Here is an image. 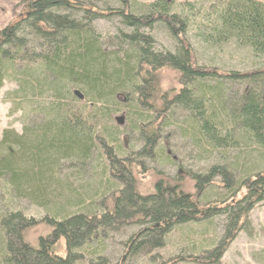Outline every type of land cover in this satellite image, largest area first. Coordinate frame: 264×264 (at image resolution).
Segmentation results:
<instances>
[{
    "label": "trees",
    "instance_id": "trees-1",
    "mask_svg": "<svg viewBox=\"0 0 264 264\" xmlns=\"http://www.w3.org/2000/svg\"><path fill=\"white\" fill-rule=\"evenodd\" d=\"M115 2L117 7L94 0H26L21 18L0 31V91L13 82L11 114L23 112L22 133L6 129L0 139V264H106L90 252L127 229L136 230L123 244L132 261L221 264L251 210L264 200L263 165L249 173L239 171V163L220 162L192 176L197 197L169 184L176 179L161 180L151 195L139 194L135 168L163 154L162 143L179 111L188 114L184 136L191 135L197 147L205 145L203 150L208 146L212 156L249 148L264 161V69L225 73L199 66L194 47L184 40L192 30L190 4L176 11L173 0ZM209 4L195 30L201 43L209 49L233 43L264 59V0ZM100 20L115 22L113 35L97 30ZM158 25L175 40L174 52L156 49ZM164 69L179 74L178 93L161 94ZM233 84L241 87L240 95L232 93ZM122 111L143 142L139 150L127 152L120 145L123 132L114 118ZM32 114L38 116L35 123ZM93 160L106 180L101 186L109 184L110 211L95 207L100 197H109L103 189L98 199L78 191ZM64 163L72 172L64 175ZM218 179L230 200L244 190L242 198L226 207H221L224 199L211 202ZM21 200L53 216L27 218L16 207ZM218 217L226 219L225 233L210 250L183 248L169 259L159 253L177 228ZM40 224L52 230L33 246L25 235ZM60 241L65 258L56 254ZM194 250L199 253L190 254Z\"/></svg>",
    "mask_w": 264,
    "mask_h": 264
},
{
    "label": "rangeland",
    "instance_id": "rangeland-1",
    "mask_svg": "<svg viewBox=\"0 0 264 264\" xmlns=\"http://www.w3.org/2000/svg\"><path fill=\"white\" fill-rule=\"evenodd\" d=\"M25 1L26 0H0V31L21 18ZM94 1L101 6L105 4V2H109L106 4L117 7L115 0ZM136 1L139 2V4L142 2V0ZM173 1L175 2L174 10L176 11H180L183 5H192V14H188L192 30L184 40L187 43H191L194 47L196 62H198L199 66L209 68L216 67L225 73L230 71L248 73L258 69H264V59L255 58L251 52L239 48L233 43L213 49H209L205 44L201 43L197 37L198 31L196 33L195 30L200 24V17L203 18L201 14L202 9L204 7H209V3L212 0ZM147 3L149 4V2ZM96 27L103 36L108 34L113 35L116 30L115 22H109V20L98 21ZM153 37L156 40V49L159 52L175 51V40L170 37L167 31L160 25L153 31ZM179 78V74L171 69L162 70L159 78L161 94L172 91L178 93L182 88ZM15 88L16 85L13 82H7L0 91V139L6 129L14 130L18 134H21L23 130V112L20 111L11 114L12 104L8 101V94L13 92ZM240 91L241 87L238 84L232 85V93L234 96L235 94L236 96L240 95L241 93H238ZM123 99L124 97L121 96V101ZM37 117V114H32L30 116V122L35 123L34 121L37 120ZM121 117L124 118V124L123 126H117L122 130L121 132H123L119 137L122 149L127 152L139 150L143 147V142L139 141L136 133L130 130L132 126L128 119V113L122 111L116 115L114 118L115 123L116 118ZM173 120L175 121L172 127L167 130V134H170V137L167 138V141L165 140L164 144L162 143V147H164L163 154H157L158 160L154 162L147 159L143 160L144 165L141 167L139 164L137 168H135L136 172L134 175L138 181L139 194L143 196L151 195L155 191V185L161 180L176 179V181H172V183L170 182L169 184L175 185L178 183L179 187L187 194L192 197H197L196 182L193 180L192 176L207 173L216 163H234V165L239 163V171L244 169L250 171L249 173L255 171L257 166H264V161L260 162L259 157H256L257 154H253L255 150L249 148H239L235 151L229 150L227 152L225 151L224 154L221 152V154L212 156V154H210L212 151L208 150V146L204 148L207 150H203L205 145L197 147L193 143L191 135L184 136L183 131H181L182 128L185 130H188L187 128L190 129L189 125L184 124V121L188 120L187 113L179 111L176 113ZM159 123L160 121L158 120V125ZM206 151H208L209 154ZM219 156L221 157L220 159L218 158ZM69 165L70 163H64L65 168L62 170L64 175L68 173V171L72 172ZM97 165L98 163L95 160L90 162V166L84 178L83 188L78 191L81 195L85 194L89 197L91 196V198L98 199L99 197L95 196L103 189L102 192H105L103 194L104 197H109H106L105 200L103 197H100L97 203H95V207L101 210L106 206L110 211L113 208V196H110L109 184H105L104 188L101 186L103 184H100V181L105 182L106 180L100 177L101 170ZM66 166H68L69 169H66ZM77 184L75 183V185ZM213 185L214 189L210 191L213 192L212 194H216V196L211 202H221L223 201L222 199H224L221 207H226L235 200H240L245 193L243 190L237 198L230 200V198L227 197L228 194L223 191V184L219 179L215 180ZM85 199H87V197ZM16 207L24 210L27 218L40 220L45 216H53V212L51 213L47 211V209L44 210L35 207L27 200H21L16 204ZM79 209L78 207H74L71 210L77 212ZM225 227L226 219L223 217L215 218L210 222H196L181 228L179 227L168 237L167 247L159 253L165 259H169L170 257H178L183 248L187 249L188 252L192 251V247L194 246H201L202 251L210 250L211 242H216L222 237L225 233ZM51 230L52 229L46 225H35L26 232L25 241H29L35 246L37 245L38 239L48 236ZM135 232L136 230L127 229L120 234H111L104 243V248L93 250L90 254L96 253L93 254L95 255V258H93L95 260L99 257H103L102 259L107 262L106 264H148L147 258L145 257H138L136 260L132 261L126 255L127 251L123 244H125V241ZM92 248H94V245H92ZM194 252L195 253L191 252L190 254L196 255L199 253L195 250ZM56 254L65 258V242L60 241L56 249ZM173 264L179 263L173 262ZM221 264H264V200L251 210L247 217V222H244L243 230L236 234L227 247L222 257Z\"/></svg>",
    "mask_w": 264,
    "mask_h": 264
},
{
    "label": "water",
    "instance_id": "water-1",
    "mask_svg": "<svg viewBox=\"0 0 264 264\" xmlns=\"http://www.w3.org/2000/svg\"><path fill=\"white\" fill-rule=\"evenodd\" d=\"M76 95V97H78L80 100H84V96L82 95V93L80 91H75L74 93ZM116 123L118 126H123L124 124V118H116Z\"/></svg>",
    "mask_w": 264,
    "mask_h": 264
}]
</instances>
